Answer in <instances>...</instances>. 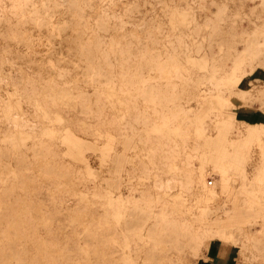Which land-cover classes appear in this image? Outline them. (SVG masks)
I'll return each instance as SVG.
<instances>
[{
	"label": "bare ground",
	"instance_id": "obj_1",
	"mask_svg": "<svg viewBox=\"0 0 264 264\" xmlns=\"http://www.w3.org/2000/svg\"><path fill=\"white\" fill-rule=\"evenodd\" d=\"M258 69L264 0H0V264H264Z\"/></svg>",
	"mask_w": 264,
	"mask_h": 264
},
{
	"label": "rangeland",
	"instance_id": "obj_2",
	"mask_svg": "<svg viewBox=\"0 0 264 264\" xmlns=\"http://www.w3.org/2000/svg\"><path fill=\"white\" fill-rule=\"evenodd\" d=\"M257 77L260 83L263 84L264 81V69H258L251 78V80ZM249 78V79H250ZM248 79H246L244 81V86H250L251 83L247 82ZM252 82L254 84H256V80H252ZM233 104L236 107V113L239 115H243L244 113L249 114V116L251 118H255L256 120L259 119L262 115V110L258 107L257 104H253V105H243L242 101H240L238 98H233L232 99ZM214 184V181L211 178H208V185H210L209 183ZM97 188H95V186L92 184H90L86 190L88 192H91L93 190H96ZM122 190H126V188H120ZM116 190V189H115ZM50 189L47 187H42L39 188L35 191V193H37L39 195V199L44 202L46 208L49 210L48 211V215L52 216V218L56 221V225L57 227H59L60 229H62L63 231H66L67 234L71 235L72 232H74L76 230V227L74 225H69L68 224V214H67V210L74 208L75 206H80V207H86V205H78L76 203H74V201H70L67 203H64L62 205V207L59 208H55L53 207V205L51 204V200L48 197ZM97 203H94L92 205V207H89V211L91 213H95V210H97L98 206ZM61 210L60 213L55 214L54 211L55 210ZM25 216L28 217V220H30L29 222L32 223L33 227H37L39 226V223L34 221L31 217V214L28 213ZM38 229H40L38 227ZM110 233H112L113 235H117L116 231H109ZM76 237V236H74ZM79 237L83 240V241H87V236L85 234L79 235ZM225 247H221V245L218 242H213L211 244V248L208 250H206V252L201 251L199 252V256L196 259V262L193 264H241L240 262H237L236 257L238 256V252L236 250V248L230 247L229 245H226L227 251H224ZM114 252H118V250L115 248ZM223 252V253H221ZM225 252V253H224ZM220 253V254H219ZM75 255V254H73ZM222 255V256H221ZM262 255L264 256V253H262ZM236 256V257H235ZM254 256V255H253ZM235 258V259H234ZM236 260V261H235ZM162 264H168V263H162Z\"/></svg>",
	"mask_w": 264,
	"mask_h": 264
}]
</instances>
